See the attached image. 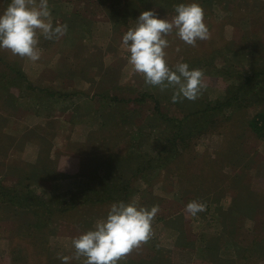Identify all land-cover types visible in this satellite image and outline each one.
Here are the masks:
<instances>
[{
    "label": "rangeland",
    "instance_id": "1",
    "mask_svg": "<svg viewBox=\"0 0 264 264\" xmlns=\"http://www.w3.org/2000/svg\"><path fill=\"white\" fill-rule=\"evenodd\" d=\"M196 2L209 39L170 35L165 50L169 66L203 71L194 101L173 103L131 70L121 37L150 10L136 0H49L65 35L41 36L35 62L0 49V264H62L111 203L133 200L159 212L119 264H264V130L250 127L264 117V0ZM172 7L153 11L170 20ZM217 102L229 104L202 114ZM23 196L36 203L20 207ZM193 200L205 205L196 216Z\"/></svg>",
    "mask_w": 264,
    "mask_h": 264
},
{
    "label": "clouds",
    "instance_id": "2",
    "mask_svg": "<svg viewBox=\"0 0 264 264\" xmlns=\"http://www.w3.org/2000/svg\"><path fill=\"white\" fill-rule=\"evenodd\" d=\"M134 21L121 37L131 70L141 75L145 85L172 89L173 103L185 98L196 100L204 88L203 71L190 68L186 62L169 66L165 50L170 46V35L190 46L209 39L200 4L196 0L176 4L170 20L146 10ZM67 30V24H53L49 0H9L0 11V49L33 62L41 56V36L55 40ZM204 210L205 205L195 200L185 205L190 216ZM158 212V205L146 208L134 200L111 203L106 215L96 220L91 229L72 239L74 256L60 257L62 264L80 257L84 258L83 264H119L122 257L151 238L152 221Z\"/></svg>",
    "mask_w": 264,
    "mask_h": 264
},
{
    "label": "trees",
    "instance_id": "3",
    "mask_svg": "<svg viewBox=\"0 0 264 264\" xmlns=\"http://www.w3.org/2000/svg\"><path fill=\"white\" fill-rule=\"evenodd\" d=\"M136 1H138L143 7H146L147 9H150V10H154V8H156V9L158 8V10H165V9L169 8L172 4H173L172 8L174 9V7L176 5V2H175L176 0H136ZM173 12H174V10H173ZM10 70L12 71V68H10ZM259 72L260 73L258 74V76H260V75L264 76V69H262ZM255 75H257V74H255ZM17 77L21 79L23 85H27L28 84V81L26 80V77L24 75H22L20 73V71H17ZM250 80H251V78H247L246 79V83L249 82ZM28 85L29 86H26V88L27 89H32L30 84H28ZM42 93H45L48 96H56V95L59 96V97H67V96H69L68 94H61V93L54 92V91L47 92V90H43ZM147 98L148 99H153V97L151 95L143 93L141 95V97L139 98L140 99L139 102L145 101ZM110 100L114 101V103H123V102L127 103V101H128V100H123L121 98H119V99L118 98H112ZM228 104H229V102H225V103L217 102L214 107H210V108L205 109L204 111H202V114H204L205 112L207 113L208 111H215L217 109H221L224 105H228ZM250 127L259 136L260 135V131L264 130V117L261 116L260 119H258L257 121H253L252 124H250ZM175 142L176 141H174V139H173L172 143L174 144ZM169 144H171V143H169ZM173 144H172V146L170 148L171 150L174 148ZM124 191H125L126 194H128L126 189H124ZM5 195H7V194L3 193L2 189L0 188V200H1V202L4 200ZM11 197H12V195H11ZM23 197H24L23 201L21 203H18V205L20 207L23 206V205H25L27 207V206L31 205L32 203H36V202H31L32 199L30 200L26 196H23ZM83 201H85V203H86L87 202V198L83 199ZM81 203H82L81 200L80 201L65 202L63 205L66 208L65 209H61V211L66 212V211L72 210V209H74L75 207H77ZM42 205H44V207H46L47 209H49L51 207V203L49 201L47 203L42 201ZM42 205L40 203H37V206H38L39 209H43ZM63 205H62V207H64ZM254 243L255 242H253L252 245ZM250 250H252V248H250ZM252 251H249V252L252 254Z\"/></svg>",
    "mask_w": 264,
    "mask_h": 264
}]
</instances>
